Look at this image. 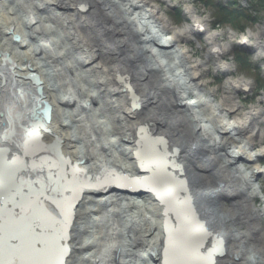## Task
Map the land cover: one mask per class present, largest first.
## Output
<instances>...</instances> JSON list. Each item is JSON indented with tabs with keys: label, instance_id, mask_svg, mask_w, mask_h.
Here are the masks:
<instances>
[{
	"label": "bare ground",
	"instance_id": "bare-ground-1",
	"mask_svg": "<svg viewBox=\"0 0 264 264\" xmlns=\"http://www.w3.org/2000/svg\"><path fill=\"white\" fill-rule=\"evenodd\" d=\"M154 1L0 0V264H264L263 111L238 112L241 79L214 99L187 49L228 70L264 27L223 42Z\"/></svg>",
	"mask_w": 264,
	"mask_h": 264
},
{
	"label": "rangeland",
	"instance_id": "rangeland-1",
	"mask_svg": "<svg viewBox=\"0 0 264 264\" xmlns=\"http://www.w3.org/2000/svg\"><path fill=\"white\" fill-rule=\"evenodd\" d=\"M231 1H236L239 7L243 8L242 10L250 9L251 7L255 8V9L252 8L254 11L251 12V16L255 17V22H253L252 24H245L243 28H237L236 26H231V25H226L227 27L220 26L219 23H223V21L224 23L226 22L224 19H222V16L221 14H219L218 10L220 8L227 9L229 6L232 5ZM200 2L205 3V9L207 12L202 8L204 6H201L199 4L198 0H165V1L156 0L154 1V4H156L162 10L164 16L170 22L171 26L176 29H181L190 25L191 20L188 16L186 7H191V8L193 7L192 10H194L200 17H205L207 19L211 32L222 33L224 38L222 37L221 40L223 42H225V40L228 39V35L231 33L235 34L237 38H240L248 35V33H253V34L261 33L260 30L262 27H264V6H258V5L254 6L255 3H261L260 0H216V3L212 5L213 7L209 9L207 8L210 7L209 4L210 0H207L206 1L207 3L204 0H200ZM178 10H181V12ZM242 17L241 15H239L237 19L239 20V23L243 22L242 19H246L245 15H243ZM183 21H185L186 23L183 24ZM215 21L218 22L216 23ZM214 26H219L221 29H216ZM187 49L192 55V60L200 61L203 64L204 69L199 75V81L203 82L205 87L214 90L212 94L214 99L221 98L227 92L226 87L232 81L241 79L245 82H248V84L250 85L249 89L247 90L235 89L233 91H230V93L235 99V101L239 103V105H237L239 107L237 108L238 112H242V113L247 112L248 109L251 107L260 108L261 111H263L262 114L259 116L258 128H257V131L259 133H262L263 135L261 138H255L254 150L256 151L264 150V90L259 92L260 90L259 88H262L261 86L262 84H264L260 82V79L264 80V58L260 56V54L258 53L255 47L242 43L235 45L232 44L228 48V50H226V54L225 56H223L221 60V63L228 65V70H219L217 69L218 63L216 60L212 58L208 60L206 59L208 47L206 46V43L202 39L201 35L191 37L189 42L187 43ZM234 49H238V50L235 51L234 53L233 52ZM262 56L264 57V54H262ZM233 61L235 62L233 63ZM238 65H240V68L237 67ZM242 65H245L244 66L245 69H243L244 67H242ZM247 71L249 72L248 75L250 76L249 77L242 76V72H247ZM259 77L260 79H258ZM255 78L258 80L257 81L258 83L257 82L255 83ZM256 164L264 168V153L259 157ZM255 181H256L255 183H257V186L259 185L260 187L259 189L260 192L258 193L257 197L252 199L254 200L253 204L257 208H263L264 178L257 177ZM220 204L225 209V208H229V206L232 203L230 200H227L221 202ZM223 217L225 219L226 225H231L229 215L226 214L223 215ZM89 222H92L91 219H89V221L87 220V223ZM98 223L96 220L92 222L90 226L96 228ZM261 225H262L261 228L264 233V222H261ZM235 227L241 229L242 232L246 230L244 224H237ZM244 249L246 248H242L241 246L239 250L243 253ZM253 255L256 254H253L251 252V256ZM241 257L242 255L238 256L237 258H241Z\"/></svg>",
	"mask_w": 264,
	"mask_h": 264
},
{
	"label": "trees",
	"instance_id": "trees-1",
	"mask_svg": "<svg viewBox=\"0 0 264 264\" xmlns=\"http://www.w3.org/2000/svg\"><path fill=\"white\" fill-rule=\"evenodd\" d=\"M204 1L206 2L207 0H204ZM260 1H261V3H255L254 6H257V5L258 6H264L263 5L264 0H260ZM211 3L212 2L210 1L209 4L211 5ZM231 3H232V5L229 6L227 9H221V8L219 9L218 8L219 14H221L222 19H224L226 22V23H224V21H223V23H219L220 26L231 25V26H236L237 28H243V26L245 24H252L253 22H255V17L251 16V12H253L254 11L253 9H255V8L251 7L250 9L242 10L243 8L239 7V5L236 1H231ZM239 15H241V17L243 15H245V17H246V19H242L243 22H241V23H239V20H237ZM242 18H244V17H242ZM263 86H264V84H262V87Z\"/></svg>",
	"mask_w": 264,
	"mask_h": 264
}]
</instances>
